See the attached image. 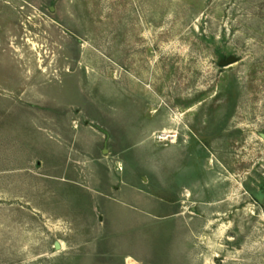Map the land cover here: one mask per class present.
Wrapping results in <instances>:
<instances>
[{
  "label": "rangeland",
  "instance_id": "1",
  "mask_svg": "<svg viewBox=\"0 0 264 264\" xmlns=\"http://www.w3.org/2000/svg\"><path fill=\"white\" fill-rule=\"evenodd\" d=\"M262 132L264 0H0V264H264Z\"/></svg>",
  "mask_w": 264,
  "mask_h": 264
},
{
  "label": "water",
  "instance_id": "2",
  "mask_svg": "<svg viewBox=\"0 0 264 264\" xmlns=\"http://www.w3.org/2000/svg\"><path fill=\"white\" fill-rule=\"evenodd\" d=\"M237 61V58L236 57H229L228 59H226V60H222L221 62H220V64L222 65V66H227V65H230V64H232V63H235ZM260 135H261V137L264 139V132H262V133H260ZM56 247H57V249H60V244L59 243H57V245H56Z\"/></svg>",
  "mask_w": 264,
  "mask_h": 264
}]
</instances>
